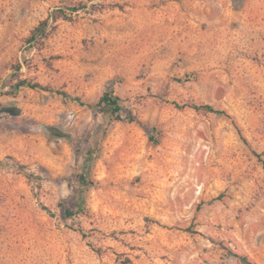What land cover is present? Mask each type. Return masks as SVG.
Wrapping results in <instances>:
<instances>
[{
    "label": "rangeland",
    "instance_id": "1",
    "mask_svg": "<svg viewBox=\"0 0 264 264\" xmlns=\"http://www.w3.org/2000/svg\"><path fill=\"white\" fill-rule=\"evenodd\" d=\"M254 150L264 0H0V264H264Z\"/></svg>",
    "mask_w": 264,
    "mask_h": 264
},
{
    "label": "trees",
    "instance_id": "2",
    "mask_svg": "<svg viewBox=\"0 0 264 264\" xmlns=\"http://www.w3.org/2000/svg\"><path fill=\"white\" fill-rule=\"evenodd\" d=\"M48 23L47 20L43 21L42 23H40V25L34 29L31 37L29 38V40L35 39L38 35V33L42 32L45 25ZM13 78H17L18 81L15 83L14 87L16 88V90H18L20 87L22 86H28L31 88H40L43 90H50L51 88L47 85H44L42 83L39 82H33L31 80L28 79H21L19 78L18 73H14L13 74ZM62 94H66L65 92H61ZM90 107L95 108L97 106H102L106 111L110 112L116 119L118 120H123L125 119L122 115H121V111H122V105L120 103V98L114 94L113 90H107L105 91L102 96L100 97L99 101L95 104L93 103H89L88 104ZM195 109H205L207 111L210 112H214L218 115H225V116H230L226 110L223 109H217L214 106L210 105V104H204V105H192ZM128 120H133L132 116H128L127 117ZM244 138V137H243ZM254 153L260 158L261 161L264 162V159L262 158V155L257 152L256 150H254ZM92 157L91 152L86 153V159L88 161H90ZM0 166L2 167H7V166H16V167H23V165H21L19 162H17L15 159H13V157H7L5 160H3L0 163ZM28 177L32 178L33 175L28 173L27 175ZM77 182L80 186H82V188H86L90 185H92L94 182L93 180L89 179L88 177H86L85 175L81 174L77 177ZM86 205V198H85V192L81 191L78 192L75 201L73 203V205L69 208L66 209L65 212V216L69 217V216H73L76 213L82 211L84 209V206ZM238 259L241 261L242 264H257L255 261H253L250 256L246 253H236L235 254Z\"/></svg>",
    "mask_w": 264,
    "mask_h": 264
}]
</instances>
